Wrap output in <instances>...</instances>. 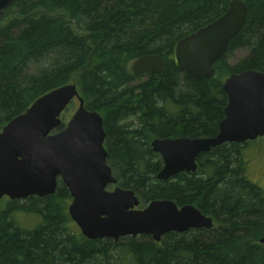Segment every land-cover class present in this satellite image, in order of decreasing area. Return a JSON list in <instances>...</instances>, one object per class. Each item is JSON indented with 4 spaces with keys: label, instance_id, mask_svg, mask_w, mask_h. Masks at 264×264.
Returning <instances> with one entry per match:
<instances>
[{
    "label": "trees",
    "instance_id": "1",
    "mask_svg": "<svg viewBox=\"0 0 264 264\" xmlns=\"http://www.w3.org/2000/svg\"><path fill=\"white\" fill-rule=\"evenodd\" d=\"M230 1L18 0L0 16V131L42 95L76 83L86 107L103 116L119 187L135 191L140 207L167 199L214 219L212 229L172 232L160 243L145 235L88 240L59 180L55 194L9 200L0 210V264H264V189L250 179L241 150L257 140L202 154L196 173L167 182L157 179L163 161L151 148L158 138L215 136L225 80L264 72V0H242L247 24L214 77L193 79L176 64L178 41L221 17ZM238 52L246 54L232 63ZM149 54L164 58L163 72L133 75L131 63ZM19 213L40 222L24 229Z\"/></svg>",
    "mask_w": 264,
    "mask_h": 264
},
{
    "label": "water",
    "instance_id": "2",
    "mask_svg": "<svg viewBox=\"0 0 264 264\" xmlns=\"http://www.w3.org/2000/svg\"><path fill=\"white\" fill-rule=\"evenodd\" d=\"M18 0H0V16ZM249 9L242 0H231L226 12L213 22L178 41L175 60L189 77L202 80L215 76V64L230 42L246 26ZM165 60L157 54L137 58L133 75L160 74ZM227 96L225 117L213 137L158 138L151 142L161 155L160 181L181 173H196L198 158L226 143L244 144L264 138V72L246 70L224 82ZM78 99L80 106L66 128L62 114ZM104 119L85 108L76 83L58 87L39 97L27 111L0 131V200H24L56 193L59 180L69 190L68 213L88 240L150 236L160 243L169 233L212 229L214 219L194 205L178 206L167 199L154 200L139 208L133 190L116 187L117 179L107 162ZM264 245V235L259 240Z\"/></svg>",
    "mask_w": 264,
    "mask_h": 264
},
{
    "label": "rangeland",
    "instance_id": "3",
    "mask_svg": "<svg viewBox=\"0 0 264 264\" xmlns=\"http://www.w3.org/2000/svg\"><path fill=\"white\" fill-rule=\"evenodd\" d=\"M245 54H246L245 52H238L230 59V61L234 63L236 60L245 56ZM36 71L37 68L35 67L31 69V72L33 73H35ZM146 79L147 77H144L142 80H146ZM77 106H78L77 102H74L70 106V108L65 113L66 117L64 118V120L62 118L63 123H66L70 119L72 114L75 112ZM241 150L248 162V175L250 179L264 189V139L261 141L257 139V141L254 144L250 145L247 148H241ZM109 190H112V188H110ZM8 202H9L8 197H5L2 200H0V210H5L8 206ZM144 207L145 206H142L141 208ZM32 215L33 214L19 213L16 215V219L24 229L27 228L29 230H32L40 222V221L38 222V219Z\"/></svg>",
    "mask_w": 264,
    "mask_h": 264
},
{
    "label": "flooded vegetation",
    "instance_id": "4",
    "mask_svg": "<svg viewBox=\"0 0 264 264\" xmlns=\"http://www.w3.org/2000/svg\"><path fill=\"white\" fill-rule=\"evenodd\" d=\"M134 62V61H133ZM147 74V73H146ZM140 75H145V74H140ZM140 75H138V76H140ZM80 95H81V97L83 98V96H82V94L80 93ZM84 99V98H83ZM74 102H77L78 103V106H77V108H76V110H75V112L72 114V116L76 113V111L78 110V108H79V106H80V103H79V101H78V99H75V100H73V102L69 105V107L63 112V114L70 108V106L74 103ZM84 105H85V108L87 109V110H89L87 107H86V103H85V99H84ZM90 111H94V110H90ZM100 113V112H99ZM63 114H62V116H63ZM101 114V113H100ZM62 116H61V118H62ZM72 116L70 117V119L66 122V123H63V121H62V125L55 131L56 133H58V132H61V131H63L65 128H66V126H67V124H68V122L71 120V118H72ZM259 139H264V138H259ZM227 144V143H226ZM225 145V144H224ZM223 146V145H222ZM221 147V146H220ZM218 148V147H217ZM216 149V148H215ZM213 150V149H212ZM211 152V151H210ZM209 152V153H210ZM204 154V153H203ZM202 155V154H201ZM161 156V155H160ZM200 158V157H199ZM198 158V159H199ZM162 159V158H161ZM198 161V160H197ZM198 167H199V165H198ZM116 187H119L118 185H117V183H116V185H114V186H111V187H109V189L110 188H112V189H114V188H116ZM121 188V187H120ZM123 189V188H122ZM128 190H131V189H128ZM135 192V191H134ZM136 194V193H135ZM137 195V194H136Z\"/></svg>",
    "mask_w": 264,
    "mask_h": 264
}]
</instances>
